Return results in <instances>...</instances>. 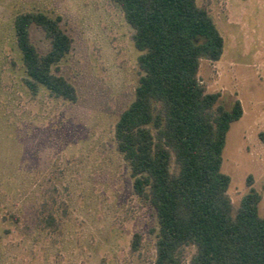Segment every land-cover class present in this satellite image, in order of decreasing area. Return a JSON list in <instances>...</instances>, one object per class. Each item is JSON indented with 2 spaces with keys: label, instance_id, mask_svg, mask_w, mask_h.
Wrapping results in <instances>:
<instances>
[{
  "label": "rangeland",
  "instance_id": "1",
  "mask_svg": "<svg viewBox=\"0 0 264 264\" xmlns=\"http://www.w3.org/2000/svg\"><path fill=\"white\" fill-rule=\"evenodd\" d=\"M223 37L220 58H202L198 78L241 117L226 134L221 170L233 210L248 191L264 216V0H196ZM24 11L60 16L70 37L57 73L76 100L31 93L15 45L13 18ZM132 28L110 0H0V264H149L155 214L132 190L116 150L114 124L139 77ZM31 41L48 50L32 25ZM139 246L131 248L133 234ZM194 252L186 247L183 264Z\"/></svg>",
  "mask_w": 264,
  "mask_h": 264
},
{
  "label": "trees",
  "instance_id": "2",
  "mask_svg": "<svg viewBox=\"0 0 264 264\" xmlns=\"http://www.w3.org/2000/svg\"><path fill=\"white\" fill-rule=\"evenodd\" d=\"M132 28L139 51L133 99L114 124L116 150L129 168L132 190L154 210L155 257L149 264H264L261 195L248 191L233 210L226 192L230 176L221 170L226 134L242 115L235 99L226 108L219 92L198 78L202 58L216 61L224 42L208 12L196 0H110ZM35 25L48 39L40 53L30 37ZM15 45L31 93L43 86L50 96L76 100L74 86L57 73L71 48L60 16L24 11L13 18ZM133 234L131 248L139 246Z\"/></svg>",
  "mask_w": 264,
  "mask_h": 264
}]
</instances>
